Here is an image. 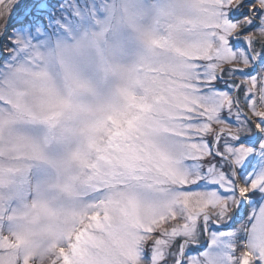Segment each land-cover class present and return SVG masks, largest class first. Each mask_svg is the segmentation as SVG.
Here are the masks:
<instances>
[{"label": "snow or ice", "instance_id": "snow-or-ice-1", "mask_svg": "<svg viewBox=\"0 0 264 264\" xmlns=\"http://www.w3.org/2000/svg\"><path fill=\"white\" fill-rule=\"evenodd\" d=\"M0 264H264V0H0Z\"/></svg>", "mask_w": 264, "mask_h": 264}]
</instances>
